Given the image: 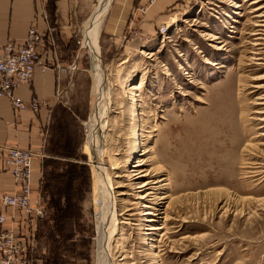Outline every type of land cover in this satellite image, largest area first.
<instances>
[{"label": "rangeland", "instance_id": "1", "mask_svg": "<svg viewBox=\"0 0 264 264\" xmlns=\"http://www.w3.org/2000/svg\"><path fill=\"white\" fill-rule=\"evenodd\" d=\"M161 20L121 40L103 23L98 40L111 80L102 159L117 203L113 261L264 264V0H178ZM78 32L74 70L47 132L33 264H96V178L83 149L95 98ZM141 80V92L128 90ZM132 92L144 105L130 104ZM137 159L150 175L134 182ZM146 179L156 210L139 204L149 189L134 183Z\"/></svg>", "mask_w": 264, "mask_h": 264}, {"label": "crops", "instance_id": "2", "mask_svg": "<svg viewBox=\"0 0 264 264\" xmlns=\"http://www.w3.org/2000/svg\"><path fill=\"white\" fill-rule=\"evenodd\" d=\"M89 1L0 0V46L7 41L22 43L28 28L33 25L47 37L44 49L47 61L51 63L44 72L37 68L29 84L15 91L26 102L32 96L40 99L42 104L37 111L30 108L16 110L8 98L0 97V194L12 193L15 189L14 179L4 164V148H28L33 152L30 203H38L47 132L52 120L56 118L59 98L70 78L72 62L77 57L75 34ZM146 1L113 0L103 33L121 40L132 32H151L162 21L163 12L178 0H155L141 11ZM0 213L7 215L4 227L12 228L23 243L30 244L36 225L35 218L23 210H12L2 204Z\"/></svg>", "mask_w": 264, "mask_h": 264}, {"label": "bare ground", "instance_id": "3", "mask_svg": "<svg viewBox=\"0 0 264 264\" xmlns=\"http://www.w3.org/2000/svg\"><path fill=\"white\" fill-rule=\"evenodd\" d=\"M111 3L112 0H95V3L92 7L88 19L83 21V25L81 26L78 32L80 33L79 42L81 48L85 50L88 53L89 57L91 58L92 92L95 98L92 112L89 115L88 121L84 124L85 142L83 145V149L89 155L91 168L93 170L94 177L96 178V180H93L92 183V196L94 200L96 214H98L99 217L97 224L98 239H97V249H96V264H115L113 261L111 241H113L112 240L113 236L119 230V227L117 226L114 217L116 212L115 208L117 206L113 192L114 187H111L112 186L111 178L109 176V172L107 171V168L104 167L105 163H103L104 161L102 159V155H104L103 150L105 148L104 132L105 130H107L108 122L110 120L109 109L112 100H111V80L110 77L105 73L103 64L101 62L98 40L104 20L111 7ZM253 3H255V1ZM234 6L238 8L240 5L235 3ZM144 84L145 83L143 82V80H141L137 86L129 85L128 90L129 91L135 90L141 92L140 90L144 87ZM138 97H140V93L139 95L138 94L131 95V97L129 98L130 104L133 105L136 104L137 108L141 105H144V101ZM125 110H127V107ZM125 113L127 112L125 111ZM139 135L140 134L134 137V144L138 143L137 140L140 137ZM149 152L151 151L148 150L145 151L144 153H149ZM144 163L145 162H142L141 160L137 159V163L133 165V167L138 169L136 170L134 169L130 173L128 172V174H131L129 178L131 179V181L132 180L137 181L142 177L148 178L150 172H147L144 169L140 168ZM116 176L119 175H115V177ZM134 184L137 185V187L135 186L136 188L149 189V192L138 197L139 199L142 200L141 202H139L141 207L156 210L154 208V204H155V202L153 201L154 198H151L152 188L149 187L151 183L148 181V179L144 181L142 180L136 182ZM165 198L166 196H162L160 199H165ZM147 214L153 216L157 215L153 211H146L142 213L143 216H146ZM148 221L151 220H149L148 218ZM162 228H163L162 225L157 224L150 227V230L159 231Z\"/></svg>", "mask_w": 264, "mask_h": 264}, {"label": "built area", "instance_id": "4", "mask_svg": "<svg viewBox=\"0 0 264 264\" xmlns=\"http://www.w3.org/2000/svg\"><path fill=\"white\" fill-rule=\"evenodd\" d=\"M154 2L155 0H147L141 6V11ZM166 27H160V32H164ZM46 39V35L32 25L22 43L7 41L0 46V97L8 98L16 110L30 108L37 111L42 104L36 96L26 102L15 91L18 87L29 84L37 68L42 72L49 68L51 63L47 61L44 49ZM72 65L70 69L74 70ZM32 161L33 152L28 148H4V164L14 179L15 189L12 193L0 194V204L12 210H23L37 218L43 212L38 203H30ZM6 220L7 215L0 213V264H33L29 257L30 244L23 243L12 228H5Z\"/></svg>", "mask_w": 264, "mask_h": 264}, {"label": "trees", "instance_id": "5", "mask_svg": "<svg viewBox=\"0 0 264 264\" xmlns=\"http://www.w3.org/2000/svg\"><path fill=\"white\" fill-rule=\"evenodd\" d=\"M59 210H61V211L63 210V209H62V206L59 207Z\"/></svg>", "mask_w": 264, "mask_h": 264}]
</instances>
